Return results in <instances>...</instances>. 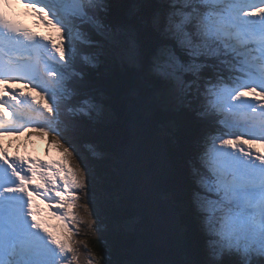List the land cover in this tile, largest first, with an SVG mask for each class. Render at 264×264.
I'll use <instances>...</instances> for the list:
<instances>
[{
    "label": "snow or ice",
    "instance_id": "obj_1",
    "mask_svg": "<svg viewBox=\"0 0 264 264\" xmlns=\"http://www.w3.org/2000/svg\"><path fill=\"white\" fill-rule=\"evenodd\" d=\"M21 2L57 39L11 19L3 8L9 0H0V137L27 132L19 123L26 112V123L44 124L40 131L72 144L107 115L108 101L88 70L102 60L123 65L137 84L158 85L133 91L137 103L159 112L179 103L193 119L215 125L195 147L188 172L203 258L173 264H264V0H155L135 23L108 19L112 0ZM93 32L105 35L103 45ZM22 82L28 92L17 86ZM26 164L0 145V264H76L69 220L87 177L63 164L50 171ZM40 198L49 209L55 201L52 215L66 235L49 231ZM113 213L118 229L133 230L135 206L115 201Z\"/></svg>",
    "mask_w": 264,
    "mask_h": 264
},
{
    "label": "trees",
    "instance_id": "obj_2",
    "mask_svg": "<svg viewBox=\"0 0 264 264\" xmlns=\"http://www.w3.org/2000/svg\"><path fill=\"white\" fill-rule=\"evenodd\" d=\"M154 2L112 0L108 19L135 23L151 14ZM92 40L103 45L106 37L101 32H93ZM88 80L104 93L108 115L90 121L72 139V144L58 136L72 147L83 170L89 167L92 170L100 213L93 217L94 228L88 232L86 240L96 262L154 264L163 261L173 264L202 259V235L188 215L191 185L187 162L192 160L195 147L208 137L215 125L193 119L182 105L159 112L137 103L133 91L142 95L158 85L151 81L137 84L129 69L118 63L102 60L88 70ZM61 119L67 117L62 115ZM185 119L189 125L184 124ZM92 145H96L102 155L94 152ZM147 179L155 183L154 209L141 194ZM162 192H170L171 196L163 198ZM104 195L109 196L99 198ZM115 201L136 207L132 231L115 226ZM167 221L168 224L172 222V229L166 233L163 225Z\"/></svg>",
    "mask_w": 264,
    "mask_h": 264
},
{
    "label": "rangeland",
    "instance_id": "obj_3",
    "mask_svg": "<svg viewBox=\"0 0 264 264\" xmlns=\"http://www.w3.org/2000/svg\"><path fill=\"white\" fill-rule=\"evenodd\" d=\"M48 36H51L54 40H56L57 37H55L56 36L55 29L50 27V29L48 31ZM20 88L23 89V87H20ZM23 91L28 92L29 89H23ZM32 95L35 96L36 93L33 92ZM107 115H108V112H107ZM106 116H103L102 118H104ZM28 118H29V116H28ZM23 126L25 128H28L29 130L27 132H22V135H11V136H9V138H5V141L12 142V144H14L13 146L9 145V146H11L9 149L12 151V155L23 156V157H27V156H33L34 157V156H37V154H39L45 161L52 159V161H57V162L61 159H64L68 162V167H72L79 175L84 176L83 170H81V172H80L78 168L69 164V161H68L69 155L65 153L63 146L57 140L56 136L49 135L51 133V131H49V134H45L43 131L39 130L41 127L39 125H37V123H35L34 125L23 124ZM181 129L183 131H186V128H184V127H181ZM57 142H59V143H57ZM17 144L19 147H23L24 150L17 151V149H16ZM86 177H87L86 182L88 184H91V171L90 170L87 171ZM89 178H90V180H89ZM147 182H148V186H147ZM146 187H147V189H146ZM89 188H92V186L86 185V188L77 190L79 199H81L83 201L82 202L79 200V202L82 204L81 209L79 208V211H80L79 216L82 217L81 221L84 223L83 226L86 227L84 234H83L84 238L88 235V232L93 231V228H94V226H93L94 223L92 222V215L95 212V210L89 208L88 205L86 204L87 203L86 201L88 200V195L90 194ZM154 189H155L154 181L150 182L149 179H147L145 186H144V189H143V192L141 193V194H143V197L145 198L146 202L151 207V209H154L152 207L154 205V196H155ZM157 191L158 190L156 189V193H157ZM108 196L109 195H104V198H102V196H100L99 198L105 199ZM53 211H55V210L48 209V212L50 214L47 216V219H45V221H44L45 225H50L51 220L57 218V216L52 215ZM75 219H76V216L69 220V226L73 229V231L77 232L78 222H76ZM61 222H62V226L60 228H58V231L60 234L66 235L67 233H66V229L64 228V222L63 221H61ZM71 224H74L75 228H73L71 226ZM159 224L162 227V223L159 222ZM87 227H89V228H87ZM163 229L166 231V233H167V230H171L172 229V222H171V224L169 223V226L167 224L163 225ZM69 256H71V253L69 254ZM158 263L163 264L165 262L159 261Z\"/></svg>",
    "mask_w": 264,
    "mask_h": 264
},
{
    "label": "bare ground",
    "instance_id": "obj_4",
    "mask_svg": "<svg viewBox=\"0 0 264 264\" xmlns=\"http://www.w3.org/2000/svg\"><path fill=\"white\" fill-rule=\"evenodd\" d=\"M24 121H20L19 123H21L22 125L25 124V125H34L35 123H26L25 121H27L29 118H28V114L25 112L24 114ZM34 119H37L34 115H33ZM45 115L42 116V117H39L38 119L42 120L44 119ZM37 125H39L41 128L43 127H46L44 124H41V123H37ZM214 125V124H213ZM212 125V126H213ZM24 127V126H23ZM49 131H51V129L48 130L47 134H49ZM22 130L19 134H14V135H22ZM45 133V132H44ZM49 135H54L56 136L57 140L61 143V145L63 146V148H67L68 149V152L71 153V155L69 156V164H71L72 166H75L76 168L79 169V171L81 172V170H83V168L81 167V165L78 164V162L76 161L75 157H74V154L73 152L71 151V146L70 145H67L63 142V140L58 136V134L56 132H53L51 131V133ZM9 136L11 135H8V136H3V137H0V145H3V147L5 149H7V152L9 154V156H13L12 155V151L9 149L11 146H13L14 144H12V142H8V141H5V138H9ZM11 145V146H9ZM16 149L17 151H22L24 150L23 147H19L18 144L16 145ZM25 158H28L30 161H31V164H26L25 167H29V166H32L33 164H35L38 168H39V164H37V162H40L44 165L43 168H40L39 170L41 171H50L51 169H56L59 165L63 164L65 165L66 167H68V162L64 159H61L59 160L58 162L57 161H52V159L48 160V161H45L39 154H37V156H27ZM187 165L189 166V161L187 162ZM49 166H51V169H49ZM87 170H83L84 172V176H86L87 174V171L90 170L91 171V184H88L86 182V185H91L92 188H89V191H90V194L88 195V200L86 201L87 205L89 208L91 209H94L95 212L94 214L92 215V222L94 221L93 217H96L98 213H100V211L98 210L97 208V204L99 203L98 201V195L96 193V190H95V187L93 186L92 184V170H91V167L89 168H86ZM187 172H189V168L187 169ZM61 176H63V172L60 173ZM188 175V174H187ZM77 191V190H76ZM103 198V197H102ZM90 199V200H89ZM82 201L81 199L78 198V200L76 201V207L75 209L73 210L74 213H75V216H76V222H78V228H77V232L76 231H73V235H72V240H73V247L77 249V255H78V260L76 262V264H87V261H88V257H89V253H91L89 251V248H88V243H87V240L86 238H88V236H86L85 238L83 237V234H84V231L86 229L85 226H83V222L81 223V220H82V217L79 216V208L81 209V203L79 202ZM90 201V202H89ZM83 202V201H82ZM101 202V201H100ZM36 204L38 206V208L40 209V217L43 221H45V219H47V216L50 214L48 212V207H47V201L43 200L42 198L40 199H37L36 200ZM52 210H56L55 209V201L53 200V208ZM66 210V209H65ZM188 211L190 212L189 215V218H191L192 222H193V226L196 227V230L198 232V234H201L200 232V228H199V225H198V222L196 220V217H195V214L194 212L192 211L191 209V206L190 204L188 205ZM97 220V219H96ZM80 221V222H79ZM176 221V220H175ZM50 225H46L48 228H49V231H52L54 233H56L57 235H61L63 236L62 234L59 233L58 231V228H60L62 226V222L60 221V219L56 218V219H52ZM94 223V222H93ZM52 225V226H51ZM167 225L169 226L168 224V221H167ZM71 226L73 228H75V225L74 224H71ZM177 226V224H176ZM89 228V227H87ZM56 231V232H55ZM82 234V235H81ZM202 235V234H201ZM202 242L204 243V238L202 236ZM92 254V253H91ZM93 257V264H96V258L92 255ZM183 259V258H182ZM158 263V262H157ZM155 263V264H157ZM163 264H169V263H163ZM172 264V263H170Z\"/></svg>",
    "mask_w": 264,
    "mask_h": 264
},
{
    "label": "water",
    "instance_id": "obj_5",
    "mask_svg": "<svg viewBox=\"0 0 264 264\" xmlns=\"http://www.w3.org/2000/svg\"><path fill=\"white\" fill-rule=\"evenodd\" d=\"M157 264H162V263H157Z\"/></svg>",
    "mask_w": 264,
    "mask_h": 264
}]
</instances>
